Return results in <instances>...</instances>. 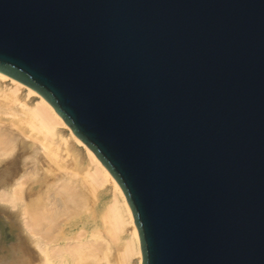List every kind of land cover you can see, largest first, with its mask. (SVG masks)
<instances>
[{
    "label": "water",
    "instance_id": "95a60500",
    "mask_svg": "<svg viewBox=\"0 0 264 264\" xmlns=\"http://www.w3.org/2000/svg\"><path fill=\"white\" fill-rule=\"evenodd\" d=\"M0 74L115 180L142 264H264V0H0Z\"/></svg>",
    "mask_w": 264,
    "mask_h": 264
},
{
    "label": "bare ground",
    "instance_id": "6f19581e",
    "mask_svg": "<svg viewBox=\"0 0 264 264\" xmlns=\"http://www.w3.org/2000/svg\"><path fill=\"white\" fill-rule=\"evenodd\" d=\"M0 264H142L115 180L42 97L3 74Z\"/></svg>",
    "mask_w": 264,
    "mask_h": 264
},
{
    "label": "rangeland",
    "instance_id": "374dc122",
    "mask_svg": "<svg viewBox=\"0 0 264 264\" xmlns=\"http://www.w3.org/2000/svg\"><path fill=\"white\" fill-rule=\"evenodd\" d=\"M77 149L81 150V148H79V147Z\"/></svg>",
    "mask_w": 264,
    "mask_h": 264
}]
</instances>
